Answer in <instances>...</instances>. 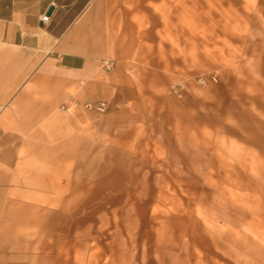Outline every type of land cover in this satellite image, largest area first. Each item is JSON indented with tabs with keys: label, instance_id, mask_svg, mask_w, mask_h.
Wrapping results in <instances>:
<instances>
[{
	"label": "crops",
	"instance_id": "crops-1",
	"mask_svg": "<svg viewBox=\"0 0 264 264\" xmlns=\"http://www.w3.org/2000/svg\"><path fill=\"white\" fill-rule=\"evenodd\" d=\"M193 12L187 0H0V264H179L177 245L138 258L123 235L99 243L83 189L110 184L81 165L134 155L144 129L155 147L163 131H192L193 108L203 133L218 118L264 148V53L229 68L225 53L199 54ZM195 59L219 74L208 89L187 83ZM100 102L103 114L84 109Z\"/></svg>",
	"mask_w": 264,
	"mask_h": 264
},
{
	"label": "rangeland",
	"instance_id": "rangeland-1",
	"mask_svg": "<svg viewBox=\"0 0 264 264\" xmlns=\"http://www.w3.org/2000/svg\"><path fill=\"white\" fill-rule=\"evenodd\" d=\"M187 1L193 3L199 54L202 48L214 56L225 53L229 68L264 53V0ZM195 66L198 73L188 84L217 80V72H202L201 59ZM193 109L192 131H163L155 147L153 133L144 129L134 155L83 161V179L110 185L83 189L82 212L103 218L99 243L117 244L123 235L138 258L168 257V247L177 245L179 264H264V148L259 154L252 148L262 141L219 125L218 118L203 133L201 110Z\"/></svg>",
	"mask_w": 264,
	"mask_h": 264
},
{
	"label": "built area",
	"instance_id": "built-area-1",
	"mask_svg": "<svg viewBox=\"0 0 264 264\" xmlns=\"http://www.w3.org/2000/svg\"><path fill=\"white\" fill-rule=\"evenodd\" d=\"M49 17L43 16L41 21L45 24L48 22ZM100 68L104 71H109L113 68V64L110 61L102 60L100 63ZM211 81L213 83H216V77H211ZM196 83L201 87H207L209 85V82L203 79H197ZM170 91L172 94H174L176 97L180 98L182 97L183 92L185 91V86L183 84L174 85L170 88ZM106 104L103 102L100 103H94V104H86L84 105V109L87 111H93L99 114H103L106 111ZM61 110L64 112L66 111V107H61Z\"/></svg>",
	"mask_w": 264,
	"mask_h": 264
}]
</instances>
